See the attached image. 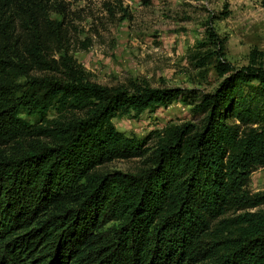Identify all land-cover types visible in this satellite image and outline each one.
I'll return each instance as SVG.
<instances>
[{
	"label": "trees",
	"instance_id": "trees-1",
	"mask_svg": "<svg viewBox=\"0 0 264 264\" xmlns=\"http://www.w3.org/2000/svg\"><path fill=\"white\" fill-rule=\"evenodd\" d=\"M70 1L0 0V264H264V211L247 212L264 205L249 190L264 168L263 65L222 60L210 30L214 93L92 83L65 55V13L52 16ZM180 97L198 124L138 138L114 123ZM133 159L134 173L104 169Z\"/></svg>",
	"mask_w": 264,
	"mask_h": 264
},
{
	"label": "rangeland",
	"instance_id": "rangeland-1",
	"mask_svg": "<svg viewBox=\"0 0 264 264\" xmlns=\"http://www.w3.org/2000/svg\"><path fill=\"white\" fill-rule=\"evenodd\" d=\"M53 18L69 28L67 58L76 61L85 78L104 86L131 81L152 88H183L199 94L214 93L223 77L214 64L201 66V56L219 50L209 38L213 30L224 43L222 60L236 68L264 67V0H75L62 2ZM202 44L205 47L202 48ZM56 58L63 55L57 51ZM217 56L213 58L217 61ZM193 99L180 97L169 107L114 118L128 136L144 138L170 123L198 124ZM52 115L54 113H51ZM35 122L36 117L22 114ZM152 136V135H151ZM154 136V135H153ZM157 141L146 148L153 152ZM140 159L116 160L104 169L134 173ZM251 195L264 194V168L250 185ZM264 211V205L247 212ZM239 211L237 216L245 214Z\"/></svg>",
	"mask_w": 264,
	"mask_h": 264
}]
</instances>
